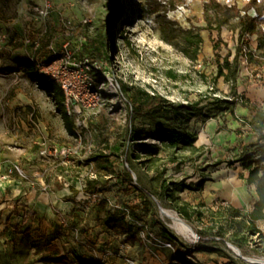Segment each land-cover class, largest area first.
Masks as SVG:
<instances>
[{"label": "rangeland", "instance_id": "1", "mask_svg": "<svg viewBox=\"0 0 264 264\" xmlns=\"http://www.w3.org/2000/svg\"><path fill=\"white\" fill-rule=\"evenodd\" d=\"M160 1L165 7L168 0ZM206 1L185 0L174 10L153 12L146 0H0V67L17 68V57L28 56L37 60L41 72L62 60L91 81L99 95L93 107L73 99L68 104L56 89L43 88L23 69L0 72V182L10 174L26 187L46 184L61 191L80 184L85 192L69 211L55 208L57 221L33 212L21 219L16 213L8 226L0 221V264H83L81 258L103 264H252L236 253L235 246L246 256L264 257V223L256 222L260 231L255 232L246 218L258 196L256 186L251 185L249 193L239 187L248 185L249 171L235 161L246 145L253 149L254 131L238 130L240 140L229 144L227 159L223 149L207 153L197 141L185 149L166 147L149 133L163 118L133 112L134 99L144 91L175 104L200 103L204 113L188 124L195 131L200 124L230 119L231 111L246 99L240 92L243 84L263 85L262 49L253 46L257 35L240 38L237 18L220 34L217 29L201 31L204 44L197 60L163 39L159 25L163 15L185 29L206 26ZM219 1L244 9L249 0ZM220 37L222 61L229 51L233 61L240 47L255 51V61L240 56L236 81L218 75L213 45ZM233 100L237 102L233 108L224 102ZM249 103V119L257 108L264 110V103ZM63 112L73 122V133ZM244 118L234 112L231 124L248 125ZM63 149L70 153H62ZM127 169L137 176V188L151 189L158 201L152 196L143 207L137 189L125 179ZM213 172L220 174L215 177L223 184L233 182V175L240 181L232 189L237 195L242 191L247 200L237 204L244 214L235 222L228 221L232 204L225 192L195 189L201 177ZM88 179L98 182V188L88 189ZM165 179L191 187L172 186L174 196L163 197L159 189ZM185 189L192 193L194 204L181 198L179 192ZM66 199L61 196L59 205ZM184 202L191 219L180 212ZM161 207L190 220L195 238L188 240L176 232L163 218ZM111 214L125 215L130 231L110 227L105 219ZM85 232L93 244L88 245ZM64 253L65 262L50 259Z\"/></svg>", "mask_w": 264, "mask_h": 264}, {"label": "trees", "instance_id": "2", "mask_svg": "<svg viewBox=\"0 0 264 264\" xmlns=\"http://www.w3.org/2000/svg\"><path fill=\"white\" fill-rule=\"evenodd\" d=\"M153 12H158L162 9L164 11H170L178 8L180 5L185 3V0H168L165 7L161 5L160 0H146ZM255 9L256 14L249 13L250 9ZM242 10L244 12H242ZM232 18L238 19L239 37L246 38L248 36L257 35L258 48L262 49L260 56L264 57V28L261 26L264 21V0H249L244 7L241 9L237 4L227 5L221 3L219 0H207L204 4V19L207 22L206 26L192 27L185 29L179 27L171 19H168L165 15L159 18L160 30L162 37L167 42L173 44L179 48L187 57L191 60H197L198 55L202 50L204 44V38L201 34L202 30L217 29L219 34L223 26L228 24ZM215 24V25H213ZM248 41V39H247ZM222 43L221 37L214 43L213 51L218 63V75L224 76L227 80L236 81L238 75V69L240 66V56L244 55L248 57L249 61H255V51L247 50L245 47H240L234 57V60H230L231 51L221 59L220 45ZM96 48L99 49L98 44H95ZM88 58L95 60V55H90ZM18 69H23L29 76L36 77L39 84L45 89H56L60 96L64 98V91L60 87L59 83L48 75H41L37 71L36 61L32 57L19 56L16 59ZM17 68L13 67H0V72L15 71ZM227 68V71L224 69ZM264 85V79L262 81ZM229 102L233 108L236 101H224ZM242 104L245 106L250 105L249 100H243ZM133 112L140 113L156 120L157 117L163 119L156 120L154 124L158 127L156 129L149 130L152 136H155L161 141L166 147L175 149H185L194 147L195 142L198 138L196 131L188 129V124L191 122L194 116L197 114L204 113V105L200 106V103L195 104H175L168 101L164 96L160 94H151L144 91L143 95L134 99ZM234 114V110L231 111ZM62 117L65 125L70 133L74 132L73 122L70 117L63 112ZM243 122L251 127V130L258 134L255 142L250 144L253 149L248 150L247 145L245 146L242 154L237 159L242 165L249 171L248 183L256 186L258 193V200L255 202L253 209L247 214L246 218L249 223V227L254 229L255 232L260 230L256 227L258 220L264 219V110L256 109V112L252 119L244 118ZM143 146L150 147L154 145L143 144ZM176 158L174 157L173 160ZM125 179L129 182L133 188L138 191V197H140L144 203L143 207L148 206V202L151 201V197L155 194L151 189L147 187L137 188L132 172L127 169ZM204 179L199 181V184L195 189H202ZM99 183L93 179L87 180L88 189L98 188ZM172 186L179 187H191L183 182H168L165 179L159 189V193L165 196H174ZM156 196V195H155ZM188 202H184L180 209V212L188 219L192 218V212L188 210ZM14 213L19 214L20 210L16 204ZM243 216V211L237 207H228V221L235 222V218ZM106 222L110 227L115 228L117 231L126 233L130 231V225L125 215L111 214L106 217ZM10 223V218L7 219V226ZM18 228V226L16 225ZM88 238V245L93 244L92 236L89 232H85ZM81 258V257H79ZM50 259L65 262L68 260V254L51 256ZM83 264H103L101 260L95 262H87L84 258H81Z\"/></svg>", "mask_w": 264, "mask_h": 264}, {"label": "crops", "instance_id": "3", "mask_svg": "<svg viewBox=\"0 0 264 264\" xmlns=\"http://www.w3.org/2000/svg\"><path fill=\"white\" fill-rule=\"evenodd\" d=\"M251 14L255 15L256 11ZM255 43L256 44L253 45L254 48L260 51L261 49L258 48V41H256ZM210 49L212 50L211 47ZM255 86V84L249 86H245V84H243L240 92H243L246 96L245 98L249 99L252 102L264 103V85L258 86L259 88ZM234 112L236 116L246 118H248L251 113L250 109L242 104H238L237 107H235ZM225 119L226 122H215V125H212L213 123H209L206 126L200 124L199 127L195 129V131L198 133L197 146L208 149L207 153L211 151L214 152L216 149H223L224 153H226L225 157L228 159L229 155L225 151L228 150L229 144L234 143L236 140H240L237 135L238 130L243 128L249 131L251 130V128L249 127V125L243 126L237 122L235 124H231L232 122H234L233 114L231 115L230 119H228L227 117ZM253 133L254 135L251 138H255L256 140L257 134L255 132ZM235 161L237 165L240 164L242 166V163L240 161ZM216 175L219 176L220 174L217 172H213V175L201 177V179H207L206 181H204L202 189L208 192H211L213 190L216 193L218 192L219 194L225 192L227 194L226 198H229V200L231 201L232 205L230 206L241 209L240 205L234 203L232 199L234 194V189L232 188L233 186H236L235 183L228 182L227 184H223L220 181L216 180ZM7 178L8 179H6L5 181L0 182V184L5 183V185H0V197H2L0 200V215L2 216L0 220L1 225L5 224L8 218H10L11 220L12 216L16 214L13 212L16 204L18 205V208L20 210V213L17 214V217L19 219L22 218L21 216L24 213L26 214L27 212H33L38 218L46 219L47 221H57L58 214L55 212V208L56 210H59L61 208L65 211H69L75 206V203L77 202V200H79V198L85 196L84 189H81L82 187L80 184L75 185L74 188L67 186L64 187L61 191H55L52 188H48V185L46 184H40L39 188L26 187V185L23 184L22 180L15 175L10 176V174H8ZM248 185H245L244 187L243 185H239V187L245 188L246 193H249L250 186L254 184L248 183ZM185 190H187L188 192V189ZM219 190H221L222 193L219 192ZM187 192L181 191L179 192V194L184 201H189L194 204L196 202L195 198L190 191L188 193ZM135 193L138 194V191H136ZM242 193L243 192L241 191V195L238 194V197L240 203L244 204L247 199ZM61 196L67 197L66 201L62 202V206L59 205ZM257 200L258 196H256L254 204ZM257 222L264 223V219L258 220Z\"/></svg>", "mask_w": 264, "mask_h": 264}, {"label": "built area", "instance_id": "4", "mask_svg": "<svg viewBox=\"0 0 264 264\" xmlns=\"http://www.w3.org/2000/svg\"><path fill=\"white\" fill-rule=\"evenodd\" d=\"M69 54V52H66L65 57H67ZM32 59L36 61L38 73L41 75H48L59 83L60 87L64 91V98L68 104L70 103L71 99H73L77 103L82 102L83 105L86 106L93 107L97 105L99 95L93 91V83L77 75L76 72H78V70H73L71 67H68V64L62 63L61 60V62L56 66L50 65L49 68L51 71L47 70L39 72L37 60L33 57ZM258 76L261 77L259 74ZM77 107L80 108V104H78ZM67 113L72 115L71 111H68ZM62 153H70V151L69 149H63ZM153 197L158 201L155 195Z\"/></svg>", "mask_w": 264, "mask_h": 264}, {"label": "bare ground", "instance_id": "5", "mask_svg": "<svg viewBox=\"0 0 264 264\" xmlns=\"http://www.w3.org/2000/svg\"><path fill=\"white\" fill-rule=\"evenodd\" d=\"M206 48H209V44L206 42ZM212 125H215L214 123ZM232 181L235 184H239V180L237 176L233 175L232 176ZM0 185H5V183H2ZM233 201L236 204H239V197L236 194L235 191H233ZM161 214L163 218L170 224V226L176 230L181 236L188 240H193L196 236V231H195V225L191 222L188 221V219H185L181 217L176 211L171 210L166 207H161ZM235 251L237 254L242 256L247 262L252 263V264H264V257H251V256H246L243 254L242 250L239 247H234Z\"/></svg>", "mask_w": 264, "mask_h": 264}, {"label": "water", "instance_id": "6", "mask_svg": "<svg viewBox=\"0 0 264 264\" xmlns=\"http://www.w3.org/2000/svg\"><path fill=\"white\" fill-rule=\"evenodd\" d=\"M131 172H132V171H131ZM132 175H133L134 180H136V183H138V178H137V176L135 175V173L132 172ZM188 221H190V220H188Z\"/></svg>", "mask_w": 264, "mask_h": 264}]
</instances>
